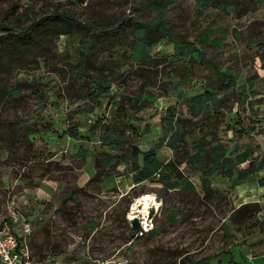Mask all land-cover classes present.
<instances>
[{"label":"rangeland","instance_id":"374dc122","mask_svg":"<svg viewBox=\"0 0 264 264\" xmlns=\"http://www.w3.org/2000/svg\"><path fill=\"white\" fill-rule=\"evenodd\" d=\"M202 2L173 0L164 12L180 38L197 41L204 58L234 76L233 88L217 90L226 79L198 59L173 57L177 51L170 41L151 49V65L129 68L131 62H120L129 53L128 37L98 55L97 68L88 69L111 81L112 96H102L99 104L89 94L88 76L76 78L77 37L53 38L0 69V84L8 92L18 87L16 96L0 95V219L10 211L27 218L33 252L86 262L120 250L129 264H182L206 256H210L206 264H234L228 262L229 251L236 264H264V186L257 182L264 167L238 181L236 172L247 163L234 165L232 178L213 176L212 192H205L200 169L187 163L196 150L192 140L202 135L229 149L232 156L251 147L250 159L264 158V0H244L242 7L231 11L219 0L206 1L208 6L199 15ZM141 5L142 0H0V24L23 27L54 10L81 21L105 22L156 13L143 11ZM208 25L209 38H217L219 47L199 42ZM214 87L222 102L218 111H210L209 119L191 115L185 100L177 99L179 90L187 97ZM171 111L182 120L183 137L174 149L163 144L158 156L178 165L193 192L150 181L134 184L129 161L95 168V155H129L132 144L141 150L152 147ZM227 126L237 132L226 131ZM67 129L78 130L77 139L65 134ZM109 135L125 145L111 149L101 139ZM79 149L90 155L78 157ZM96 169L103 174L100 182L90 180ZM146 193L156 204L144 217L156 231L131 241L135 229L128 213ZM91 221L97 224L95 229H90Z\"/></svg>","mask_w":264,"mask_h":264},{"label":"trees","instance_id":"16d2710c","mask_svg":"<svg viewBox=\"0 0 264 264\" xmlns=\"http://www.w3.org/2000/svg\"><path fill=\"white\" fill-rule=\"evenodd\" d=\"M204 1L201 4L202 6L198 8L197 14L199 15H202L203 9L208 6L206 1L212 0ZM219 1L226 11H231L242 7L244 0ZM172 3L173 0H142L143 11L148 9L156 12L149 18L142 16L143 12H141L128 20L120 18L112 22H105L104 20L81 21L67 11L54 10L51 14L35 19L23 27L15 23L0 24V69L10 67L16 59L28 57L33 51L41 49L53 38H58L61 35H65L67 39L77 37L79 38V46L76 51V78L82 80L85 76H88L92 84L89 94L93 96L94 103L99 104V99L102 96H112V92H110L111 81L105 76L90 74L88 69L97 68L98 55L104 53V51L112 50L117 45H121L124 42L121 37L124 40L128 37L125 42L129 47V53L127 55L123 54L120 62L123 64L128 63V61L131 62V65H128L129 68L133 67L132 64H136L139 67L151 65L154 62V58L151 57V49L162 41H170L177 51L173 57L183 58L190 56V59H198L211 66L218 78L226 79L225 83L216 87L217 90L223 91L235 87L236 79L234 76L228 71L220 70L213 62L204 58L200 48L196 46L197 41L188 42L180 38L179 30L176 29L172 22L167 20L164 12ZM211 32V26H206L199 42L219 47L220 41L217 38H209ZM4 87V85L0 84V95L10 93L11 96H16L18 94V87L12 88L10 92ZM214 92L215 87L214 90L203 89L201 92L187 97L182 90H179L176 95L177 99L185 100V108L191 115L203 114L205 119H209L210 111L212 109L218 111L222 102V99L215 96ZM137 100L143 101V93H140ZM137 106L138 109L141 107ZM181 129L182 120L175 117V111H171L169 116L163 119L160 140L152 147L141 150L138 145L132 144L129 148V155L126 153L107 154L104 158H99L98 155H95V168L104 163L114 167L117 162L129 161L133 166L131 177L134 184L150 181L160 183L167 189L182 188L187 192H193V184L187 178L181 176L178 165L171 161L164 162L158 156V150L163 144L174 149V143L183 137V133L179 132ZM226 131L237 132L233 126H227ZM65 134L73 139H77L79 136V132L76 129H67ZM168 135V140H165ZM213 135L215 136V133ZM237 135L241 136V132L237 133ZM101 139L113 150L121 149L125 145V142L117 136H101ZM192 143H194L196 150L194 154L187 157V163L200 169L201 187L205 192H212L211 178L213 176L222 175L232 178L235 173L234 165L247 163L246 168L236 172L235 179L238 181L247 179L264 167V158L259 162L250 159L253 156L251 147H247L242 152L232 156L233 153L229 149L221 144H213L205 135H202L199 139L194 138ZM89 155V152H82L81 149L77 152L78 157L86 158ZM102 175V171L96 169L94 176L90 180L100 182L103 179ZM257 182L260 186H264V176L259 177ZM71 193L73 194L74 192ZM89 225L90 229H95L97 226L92 221ZM150 230L146 234L151 236L156 230ZM134 234L130 236L131 241L141 238V236L135 237ZM225 254L228 255V262L236 264L231 252L226 251ZM33 255L37 260L45 259L42 252H33ZM209 259L210 256H206L195 262L189 260L185 263L183 261L182 264H206ZM90 260L88 258L86 262H82L75 256H69L64 259V261H76L82 264L89 263Z\"/></svg>","mask_w":264,"mask_h":264},{"label":"built area","instance_id":"2783aa9c","mask_svg":"<svg viewBox=\"0 0 264 264\" xmlns=\"http://www.w3.org/2000/svg\"><path fill=\"white\" fill-rule=\"evenodd\" d=\"M146 196L149 207L154 205V198L149 194H143L139 198ZM138 199V198H137ZM131 211V208H130ZM129 211V212H130ZM129 214V220L136 216L138 217L139 227L135 229L134 236H142L147 233L151 227V222H147L142 213ZM141 217V218H140ZM31 224L29 220L14 211H10L8 217L0 219V264H82L76 261H64L54 258H45L42 260L35 259L30 244ZM86 264H129L128 260L122 256L120 250H115L112 253L100 258L91 259Z\"/></svg>","mask_w":264,"mask_h":264},{"label":"bare ground","instance_id":"6f19581e","mask_svg":"<svg viewBox=\"0 0 264 264\" xmlns=\"http://www.w3.org/2000/svg\"><path fill=\"white\" fill-rule=\"evenodd\" d=\"M147 197L146 196H143L141 198H138L137 200H135L132 205H131V211L129 212L130 214H134L135 212H138V214L142 213L143 215L145 214L147 208L149 207V204L147 202ZM146 202V203H143V202ZM142 202V203H140ZM140 203V204H139ZM136 205V207H132L133 205ZM154 204H156V201H154ZM137 216V215H136ZM141 218V217H140Z\"/></svg>","mask_w":264,"mask_h":264},{"label":"water","instance_id":"95a60500","mask_svg":"<svg viewBox=\"0 0 264 264\" xmlns=\"http://www.w3.org/2000/svg\"><path fill=\"white\" fill-rule=\"evenodd\" d=\"M130 224L132 226V228L137 229L139 227V221H138V217L134 216L130 219Z\"/></svg>","mask_w":264,"mask_h":264},{"label":"crops","instance_id":"0c3cea01","mask_svg":"<svg viewBox=\"0 0 264 264\" xmlns=\"http://www.w3.org/2000/svg\"><path fill=\"white\" fill-rule=\"evenodd\" d=\"M258 264H261V263H258Z\"/></svg>","mask_w":264,"mask_h":264}]
</instances>
